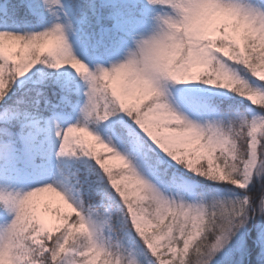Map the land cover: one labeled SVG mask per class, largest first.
I'll list each match as a JSON object with an SVG mask.
<instances>
[{"label":"snow or ice","instance_id":"obj_1","mask_svg":"<svg viewBox=\"0 0 264 264\" xmlns=\"http://www.w3.org/2000/svg\"><path fill=\"white\" fill-rule=\"evenodd\" d=\"M205 6L189 49L208 42L239 87L264 94V0H172L180 15ZM168 10L157 0L122 8L106 0L86 12L80 0L0 4L4 264H188L177 216L245 189L253 206L264 195L258 146L241 160L225 130L239 122L254 143L264 109L227 88H157L161 102L124 74L125 53ZM232 13L251 23L236 24ZM74 142L89 151L77 157ZM145 200L163 211L138 212Z\"/></svg>","mask_w":264,"mask_h":264},{"label":"clouds","instance_id":"obj_2","mask_svg":"<svg viewBox=\"0 0 264 264\" xmlns=\"http://www.w3.org/2000/svg\"><path fill=\"white\" fill-rule=\"evenodd\" d=\"M157 2L168 4L169 10L154 17L151 30L134 41L132 48L125 53L123 62L127 66L124 74L161 102L164 97L158 96L157 88L172 89L178 85L198 84L204 88H227L235 91L252 105L264 109V94L239 87L226 74L214 50L207 47L208 42H204L203 48L195 50H190L186 44L187 38L194 37L202 30L209 7H202L195 12L188 10L180 15L172 7V0ZM231 15L236 24L251 23L237 17L235 13ZM255 22L261 23L259 19ZM145 69H149L148 78L143 74ZM92 119L94 122L96 117ZM246 119L251 123L258 118ZM229 128L234 143H229L228 148L234 146L239 159H245L255 144L264 162V136L253 143L248 139L249 132L239 122L226 125V132ZM71 147L77 157L89 151L85 145L76 142ZM199 167L204 168L205 165L201 163ZM235 167L236 178L239 179L242 166L237 164ZM261 175L264 176V170H261ZM260 178L257 177L258 180ZM252 200L253 196L245 189L240 196L224 198L223 204L210 206L206 211H193L186 216H177L174 223L176 240L189 253L188 264H213L216 257L250 221H257L264 226V195L255 206L252 205ZM136 208L138 212L150 215L163 211L152 200H145L137 204ZM0 264H4V261L0 260Z\"/></svg>","mask_w":264,"mask_h":264},{"label":"trees","instance_id":"obj_3","mask_svg":"<svg viewBox=\"0 0 264 264\" xmlns=\"http://www.w3.org/2000/svg\"><path fill=\"white\" fill-rule=\"evenodd\" d=\"M4 3H5V0H0V4H4ZM80 3L82 6V9L85 12L87 11L90 5L99 4L101 8L105 7V3H103L101 0H80ZM110 5L115 8H122L125 5V3L118 2L116 4H113V5L110 4ZM95 38L97 40H104V41H107L109 39H114V37L111 35L105 36L99 33L96 35ZM114 170H118V168L114 167ZM257 223H258L257 221L249 222L248 226L246 227L249 233L244 237V242H242V245L240 246L239 253H235L234 255L235 259L241 258V264H264V253H261L260 250L257 248L255 244V240L257 236L255 235L254 230L251 229V227L253 225H256ZM245 242L247 243V249L243 247Z\"/></svg>","mask_w":264,"mask_h":264},{"label":"rangeland","instance_id":"obj_4","mask_svg":"<svg viewBox=\"0 0 264 264\" xmlns=\"http://www.w3.org/2000/svg\"><path fill=\"white\" fill-rule=\"evenodd\" d=\"M103 3H106V0H101ZM118 2L126 3V0H108V3L110 4H116ZM178 88H204L201 85L198 84H189V85H178ZM83 159V157H81ZM251 229L254 230L255 235L257 236L255 240V244L257 248L260 250L261 253H264V226L257 223L256 225H253ZM249 232L247 229L241 230L237 236L231 241V243L228 245L227 248L224 249L223 252H221L216 259L213 261V264H241V258L235 259L234 255L235 253H239L240 246L242 245V242H244V237Z\"/></svg>","mask_w":264,"mask_h":264}]
</instances>
